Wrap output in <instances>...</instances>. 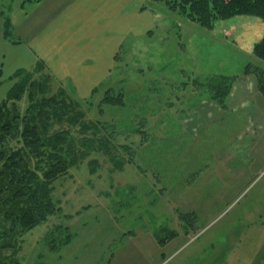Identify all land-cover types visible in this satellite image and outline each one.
I'll list each match as a JSON object with an SVG mask.
<instances>
[{
    "label": "rangeland",
    "instance_id": "374dc122",
    "mask_svg": "<svg viewBox=\"0 0 264 264\" xmlns=\"http://www.w3.org/2000/svg\"><path fill=\"white\" fill-rule=\"evenodd\" d=\"M18 1L26 9L38 0H0V43H11L3 38L10 21L45 67L23 57L22 77L29 76L15 107L22 118L29 99L62 101L66 90L67 117L51 118L44 131L67 130L71 165L51 181L55 211L16 236L12 264H262L264 94L253 71L264 70V60L249 29L261 28V19L236 15L209 29L143 0L144 10L157 12L149 29L124 32L100 82L70 76L73 83L48 69L41 55L56 54L32 43V24L16 17ZM73 30L101 39L109 28ZM110 31L118 37V28ZM43 76L48 88L35 94L30 82ZM109 89L121 92V103L107 100ZM154 232L164 236L158 246Z\"/></svg>",
    "mask_w": 264,
    "mask_h": 264
},
{
    "label": "trees",
    "instance_id": "16d2710c",
    "mask_svg": "<svg viewBox=\"0 0 264 264\" xmlns=\"http://www.w3.org/2000/svg\"><path fill=\"white\" fill-rule=\"evenodd\" d=\"M150 1L164 2L170 9L178 10L200 26L209 29L215 22L236 15L260 18L262 27L257 29V26L251 25L249 29H252V36H259V39H256L257 44H253V52L256 57L264 60V0ZM142 8H145L144 5ZM3 29L4 39H9V42L14 44L20 42L19 36L11 29L10 21L4 22ZM34 67L43 69L45 66L38 59ZM245 71L248 72L247 67ZM27 72L26 69L14 72L13 76L17 80L0 100V264L13 263L10 257L18 248L15 238L19 233L30 229L44 220L47 214L55 211V204L50 196L51 181L67 172L71 165V154L64 148L67 130L62 132L63 136L61 133L49 135L44 131L51 118L54 119L59 114L67 117V103L63 100L66 90L59 92L62 101L56 100L57 96L52 94L49 97L42 96L41 100L37 101L29 99L26 113L21 118L15 107V100L27 86L29 75L22 77ZM253 72L257 85L264 94V70L257 68ZM44 78L46 77L43 76ZM42 81H45V86L43 82H30L35 94L39 90L43 93L48 88L47 80ZM111 91L113 90H107V100L112 98L111 102L121 103V92L114 96ZM55 103L56 108L52 110L50 107ZM69 106L72 112H76L73 110L77 106L76 103L69 102ZM105 141L110 142L108 138ZM156 235L161 242V237L164 236L159 233ZM6 249H11V253L4 254ZM14 262L17 264L15 260Z\"/></svg>",
    "mask_w": 264,
    "mask_h": 264
},
{
    "label": "crops",
    "instance_id": "0c3cea01",
    "mask_svg": "<svg viewBox=\"0 0 264 264\" xmlns=\"http://www.w3.org/2000/svg\"><path fill=\"white\" fill-rule=\"evenodd\" d=\"M142 1L38 0L34 4L27 6L26 9H24V3L18 1V5L14 8L17 10L16 17L20 19L27 18L32 24L30 25L33 27V30L30 28V36L33 39L32 43H42V45H46V49L53 48L56 57L51 58L49 54L45 56L41 55V58L43 57L49 65L48 69L52 74L71 81V77L78 80L84 79V77L90 79L96 76L94 80L97 83L107 76L105 70L108 69L111 60L113 61L115 50L118 49L117 47L124 32L137 29L140 26L138 29L140 31L138 34H140L143 30H148L152 25L154 19L153 13L156 14L157 12L150 10V8H148L149 10H144L145 8H142L141 5ZM143 13H145L144 16L147 21L142 26L137 25L138 16H142ZM14 23L20 35V26L17 25L19 23L17 21H14ZM79 26L84 28H79ZM93 28H109V30L105 32L104 38L101 39H97L96 32L94 31L82 38L73 30ZM112 28L119 29L118 37L115 35L113 38L114 34L110 31ZM136 35L137 33L133 36ZM104 42L109 47H103ZM5 46L10 49L6 54ZM28 54L30 55L28 63L34 62L35 64L38 58L33 56L22 43L12 44L5 43V41L0 43V87L3 89L4 94L0 96V100L4 98L13 85V82L9 85L8 80L13 79L14 72L21 67L23 57L28 56ZM96 54H100L102 58ZM95 56L99 62L95 61ZM53 59L58 60L53 63ZM83 69L88 72H83ZM83 83L86 82L83 81ZM76 86L74 87L75 91L81 85L77 84ZM152 235L158 246L160 242L156 239V232Z\"/></svg>",
    "mask_w": 264,
    "mask_h": 264
},
{
    "label": "flooded vegetation",
    "instance_id": "af4514ba",
    "mask_svg": "<svg viewBox=\"0 0 264 264\" xmlns=\"http://www.w3.org/2000/svg\"><path fill=\"white\" fill-rule=\"evenodd\" d=\"M264 257V256H263ZM262 264H264V260H263V263Z\"/></svg>",
    "mask_w": 264,
    "mask_h": 264
},
{
    "label": "bare ground",
    "instance_id": "6f19581e",
    "mask_svg": "<svg viewBox=\"0 0 264 264\" xmlns=\"http://www.w3.org/2000/svg\"><path fill=\"white\" fill-rule=\"evenodd\" d=\"M164 229V228H163ZM165 230V229H164Z\"/></svg>",
    "mask_w": 264,
    "mask_h": 264
}]
</instances>
